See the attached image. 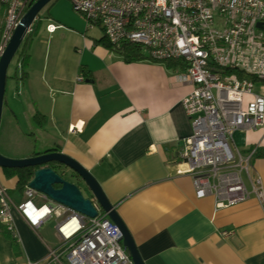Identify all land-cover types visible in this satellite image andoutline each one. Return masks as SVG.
<instances>
[{
	"label": "crops",
	"instance_id": "1",
	"mask_svg": "<svg viewBox=\"0 0 264 264\" xmlns=\"http://www.w3.org/2000/svg\"><path fill=\"white\" fill-rule=\"evenodd\" d=\"M57 3L42 9L25 36L29 62L7 74L0 122L2 147L38 128L47 148L4 155L56 148L78 160L99 181L145 264H264V203L251 196L215 210L214 198H197L191 176L180 172L179 141L192 132L181 101L193 85L177 78L184 69L123 61L99 42V27ZM48 24L56 28L49 31ZM253 90L264 95V83L254 82ZM233 139L243 153L256 149L250 170L264 189V126L236 130ZM0 182L19 203L17 177L1 166ZM53 218L31 228L14 212L16 236L0 231V264L39 261L57 247L55 223V246L38 234Z\"/></svg>",
	"mask_w": 264,
	"mask_h": 264
},
{
	"label": "built area",
	"instance_id": "2",
	"mask_svg": "<svg viewBox=\"0 0 264 264\" xmlns=\"http://www.w3.org/2000/svg\"><path fill=\"white\" fill-rule=\"evenodd\" d=\"M29 1L0 0V56ZM69 2L88 27L100 26L110 42L139 44L152 59L176 58L184 63L177 78L193 85L181 101L192 132L177 160L183 166L180 172L191 176L195 196H212L215 210L251 196L264 203L261 179L250 170L256 149L243 153L233 139L236 130L264 126V95L254 92L253 80L230 72L241 69L264 79V0ZM55 28L47 25L49 31ZM17 66L21 67L20 59ZM93 205L97 215L90 217L28 183L21 201L15 203L0 182V223L7 230L14 233V212L31 228L58 219L55 232L60 244L48 248L43 259L26 264H134L118 227L96 202Z\"/></svg>",
	"mask_w": 264,
	"mask_h": 264
},
{
	"label": "water",
	"instance_id": "3",
	"mask_svg": "<svg viewBox=\"0 0 264 264\" xmlns=\"http://www.w3.org/2000/svg\"><path fill=\"white\" fill-rule=\"evenodd\" d=\"M50 1L51 0H34L20 18L7 46L0 56V122L8 65L24 40L33 21ZM257 26L262 28V22H259ZM183 144V140L179 141L180 146H183ZM50 162L54 163V168L51 166H44L35 169L32 178L28 182L29 186L47 194L52 200L60 202L90 217H95L97 215V210L93 205V202H96L120 230L122 234V243L134 264H145L133 237L117 214L113 204L108 200L99 181L92 172L78 160L58 150L46 151L23 158L8 157L0 152V166L3 168L35 167ZM65 175L76 180V182L83 183L90 191L92 197H86L82 193L79 185L75 181L67 179Z\"/></svg>",
	"mask_w": 264,
	"mask_h": 264
},
{
	"label": "trees",
	"instance_id": "4",
	"mask_svg": "<svg viewBox=\"0 0 264 264\" xmlns=\"http://www.w3.org/2000/svg\"><path fill=\"white\" fill-rule=\"evenodd\" d=\"M33 2H34V0H30L28 7ZM97 27H99L102 30V28L100 26H97ZM102 33H103V35L99 39V42L103 43V45H105L107 48L117 52L122 57L123 61H125V62H134V61L149 59V60H152L154 62L161 63V64L165 65L167 68H178V69H184L185 70L184 63L180 59H176V58H168V59H163V60L152 59L150 57V55L148 54L147 50L142 45L130 43L128 41H123L121 43L114 44L108 40V38L106 37L103 30H102ZM29 44H30L29 38H27V39L25 38V40L22 41L20 47L18 48V50L15 54L18 58H20L23 66H26L29 62V53H28ZM81 72H85L84 67H82V66H81ZM230 72H235L239 77H244V76L248 77L249 79L253 80L254 82H257L260 80L261 82L264 83V79H260V78L256 77L255 75L246 73V72L242 71L241 69H232V70H230ZM51 150H57V149L56 148H50V149L45 150V152L51 151ZM40 153L41 152H33L31 154V156L37 155ZM44 166H51L54 168V163L50 162V163H46L44 165L35 166V167L4 168V169L6 171L7 177H12V176L17 177L16 189L19 191H22L25 184H27L29 182V180L32 178L35 169L40 168V167H44ZM0 231L5 232L4 226L2 224H0ZM16 243H17V241H16L15 237H13V244L15 246L17 245ZM17 248L18 247L16 246L15 249H17Z\"/></svg>",
	"mask_w": 264,
	"mask_h": 264
},
{
	"label": "rangeland",
	"instance_id": "5",
	"mask_svg": "<svg viewBox=\"0 0 264 264\" xmlns=\"http://www.w3.org/2000/svg\"><path fill=\"white\" fill-rule=\"evenodd\" d=\"M57 4H59V5L63 4L65 9L69 10V12H71L73 15H77L75 12H73V8L71 7V4H70L69 0H58ZM60 10H61V8H60ZM51 12L53 14H55L58 11L54 7V8H52ZM77 16H79V15H77ZM2 20H3V10L0 7V25H1ZM15 70L17 72H19V69L17 67V56L16 55H14V57L12 58V60L10 61L9 65H8L7 74L10 75V73L15 72ZM257 85H258V83H257ZM4 96H5V94H4ZM39 131L40 130L37 128V131H35V134H33V135H30L29 131H27L28 133H26L24 135H21L20 137L19 136L18 137H13L11 139V142L6 147H2L0 145V152L2 154H7V152H9V151H11V153L12 152H16L17 149H21L22 151H28L34 146H35L36 150H41V151L44 150V148H47V147H44L42 145L41 140L44 137L41 134V132H39ZM0 139H1V137H0ZM13 158H16V157H13ZM65 177L67 179L75 181V180H73L72 178H70V177H68L66 175H65ZM76 183L79 185V187L81 188L82 193L86 197H92L90 191L85 187V185L83 183H81V182H76ZM246 183H247V185H249L248 181ZM10 193H11V195L14 198L16 197V199H20L21 194H20L19 191H11ZM53 223H56L55 222V218H53L50 222H47V224L45 226H43L41 229H39L38 234L43 239H45L47 242H50L52 245L55 246L57 244V241H56V239H55V237L53 235V229H52ZM54 231H55V224H54ZM55 235H56V232H55ZM56 237H57V235H56ZM57 240H59L58 242H60L59 238Z\"/></svg>",
	"mask_w": 264,
	"mask_h": 264
},
{
	"label": "flooded vegetation",
	"instance_id": "6",
	"mask_svg": "<svg viewBox=\"0 0 264 264\" xmlns=\"http://www.w3.org/2000/svg\"><path fill=\"white\" fill-rule=\"evenodd\" d=\"M76 181V180H75ZM57 186V185H56ZM81 189V188H80Z\"/></svg>",
	"mask_w": 264,
	"mask_h": 264
}]
</instances>
